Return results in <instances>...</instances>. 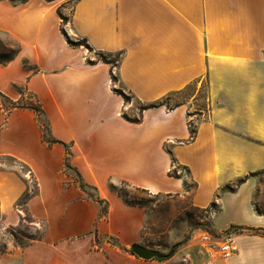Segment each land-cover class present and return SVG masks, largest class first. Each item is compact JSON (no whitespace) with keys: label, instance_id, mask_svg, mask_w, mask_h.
Listing matches in <instances>:
<instances>
[{"label":"crops","instance_id":"0c3cea01","mask_svg":"<svg viewBox=\"0 0 264 264\" xmlns=\"http://www.w3.org/2000/svg\"><path fill=\"white\" fill-rule=\"evenodd\" d=\"M66 1L0 0V33L19 50L0 64V99L34 96L57 141L44 142L34 111L0 100V232L23 224L18 204L27 193V211L45 225L24 248L5 241L0 264H264V213L255 203L264 171V0H79L67 36ZM70 32L92 50L71 46ZM100 53L122 54L119 67ZM203 83L208 115L195 107ZM190 85L197 93L188 101L147 109L138 123L125 118L133 104L116 91L149 105ZM191 120L197 135L185 143ZM8 158L27 173L8 169ZM177 165L196 188L170 175ZM117 184L189 198L211 210L217 237L190 240L168 259L139 258L131 247L144 245L147 212ZM228 234L224 256L214 242Z\"/></svg>","mask_w":264,"mask_h":264},{"label":"rangeland","instance_id":"374dc122","mask_svg":"<svg viewBox=\"0 0 264 264\" xmlns=\"http://www.w3.org/2000/svg\"><path fill=\"white\" fill-rule=\"evenodd\" d=\"M76 3L77 0L66 1L62 13L65 16L70 17ZM70 33L73 40H81L80 37L76 36L72 32ZM15 50V43L9 37L0 33V56L6 55L8 52H13ZM121 58L122 54L120 53L114 54L111 57V59L116 61L120 60ZM114 69L116 70V68ZM117 85L123 88L119 84V80ZM200 89L201 90L199 91V94H197V101H195V107L197 109H205L207 104L205 98L207 93V85L204 86V83L201 84ZM196 91V87L193 86L184 93L174 95L169 103L170 105H175L180 101H188L194 93H197ZM126 94L131 95L130 93ZM0 100L2 103H4L5 107H9L5 100ZM19 102L28 103L30 100H25L23 98ZM130 104H133V107L125 113L130 117L138 116L141 105L134 96L132 97ZM2 161L8 169L21 171L23 174L27 173L26 168L13 159L8 158L3 159ZM175 171H177L180 175H184L191 184L189 174L186 170L177 165ZM73 175L76 177V174L73 173ZM260 179L261 187L257 193L255 203L258 207L264 208V171L261 174ZM29 182L31 189L35 190V182L30 179ZM115 189L125 201L136 203L146 210L147 218L143 229V243L146 247L156 249L167 254L170 253L172 247L176 244H180L176 249L178 250L190 240L194 239L196 242L207 244L210 242L209 240L212 239V235L217 237L214 232L212 215L210 214L211 210H209V213H207L206 211L195 208L191 204L190 199L187 197L156 195L134 189L131 186L125 184H117ZM87 190L93 196L97 194L91 187H89ZM19 208L23 211L25 210L24 202H21ZM44 229L45 225L43 223L37 222L33 218H28V221L25 220L20 227L14 228V230L12 228L7 229L3 233L0 232V250L3 249L5 241L8 239H12L15 244L20 247L19 243L29 242L26 237L36 239L42 237ZM15 236L17 238H15ZM187 238L188 241L183 243L185 240H187ZM224 239L225 237L221 240L215 241L214 247H218V242L223 241Z\"/></svg>","mask_w":264,"mask_h":264},{"label":"trees","instance_id":"16d2710c","mask_svg":"<svg viewBox=\"0 0 264 264\" xmlns=\"http://www.w3.org/2000/svg\"><path fill=\"white\" fill-rule=\"evenodd\" d=\"M11 1L12 3H15V4H20V3H25L29 0H9ZM49 1H52V0H49ZM79 0H77L78 2ZM64 7V5H63ZM59 14H60V17L62 19V25H63V28H62V32L64 35L67 36V32L66 30L64 29V26H66L69 22H70V17H67L65 16L59 9ZM68 38V43L73 46V47H81V46H84L86 48H88L89 50H92V48L90 47V45L87 43V40L85 39H81V40H73L71 39L70 37H67ZM19 53V50L18 48H16L15 51L13 52H8L6 55H3V56H0V64H6L8 63L9 61H11L12 59L15 58V56ZM114 54H105V53H100V56H99V59L101 61H104L110 65H112L113 68H118L119 67V64L121 62V59L116 61V60H113L111 59V57L113 56ZM92 63V62H91ZM27 66V65H26ZM113 81L114 82H117L118 81V77L116 75L113 76ZM194 85H190L189 87H187V89H185L184 91L180 92V93H173V94H169L165 97H163L162 99H160L159 101L155 102V103H152V104H149V105H145L143 103H141L140 101H138L141 105V107L139 108V114L138 116H134V117H130V116H127L125 114V118L128 119L129 121L131 122H134V123H138L141 121L142 119V116H143V112L147 109H151V108H156V107H161V106H167V108L169 109H173L174 107H177L179 105H181L184 101H180L178 103H176L175 105H170V101H171V98L174 96V95H178V94H181V93H184L186 90H188L189 88L193 87ZM117 93L119 95H121L123 98H124V101L125 103H131V100H132V95H128L124 92L123 89L121 88H118L117 90ZM3 100H5L7 103H8V106L10 108V110L12 109H16V108H21V109H30L32 111H34L38 118H39V122L41 124V128H42V131H43V140L45 143H47L49 146H52L53 144L57 143V141L52 137L51 135V130H50V125H49V122L48 120L44 117V111H43V108L40 104V102L38 100L35 99L34 96L32 95H29L28 96V100H30V102L28 103H23V102H14L12 100H10L8 97L4 96V95H1ZM206 101H207V104H206V107L205 109H199L201 111H205L207 113L210 112L211 108L209 106V93H208V86H207V93H206ZM189 129H190V137L189 139L185 142V143H190L192 141L195 140L196 138V135H197V125L191 121H189ZM69 156L67 154V158H66V167L68 169L71 170V167L69 165ZM175 162V161H173ZM261 173L259 174H252V176H256V175H260ZM170 175L172 177H176V178H179L180 177V174H178L177 171L173 170ZM244 182V180H239L238 183L236 184L235 187H238L240 186L242 183ZM82 189L87 192L85 190V187L84 185L81 186ZM185 187L187 190H190V189H193V188H196L197 187V184L196 183H189L188 180H185ZM234 189V186H227L225 188V190H233ZM138 190H141V189H138ZM144 192H147L145 190H142ZM37 192V187L35 190H33V193H36ZM30 193H27L24 198L20 201V203L18 204V206L20 207L21 205V202H24V206H25V217H24V220L28 221V218H32L29 214V212L27 211V208H26V203H27V200L29 199L30 197ZM91 198L94 199V196L93 195H89ZM98 201V203L102 206L103 205V201H101L99 198L96 199ZM128 204L130 205H138L136 203H131V202H128L126 201ZM257 207V211L261 214L264 213V208L262 207ZM213 208L217 209V206L216 205H213ZM23 211V210H22ZM101 211H102V215L107 213V206L104 205V207L102 206L101 208ZM14 230V228H12ZM15 238H17L15 236ZM29 242L27 243H19L20 247L24 248L28 245H30L34 240H37V239H40L41 237L39 238H31V237H26ZM188 241V238L187 240H185L183 243H186ZM180 244H176L172 247L171 251L174 250V253H175V250L179 247ZM170 251V252H171ZM133 253V252H132ZM134 254V253H133ZM169 254V253H167ZM174 255V254H173Z\"/></svg>","mask_w":264,"mask_h":264},{"label":"water","instance_id":"95a60500","mask_svg":"<svg viewBox=\"0 0 264 264\" xmlns=\"http://www.w3.org/2000/svg\"><path fill=\"white\" fill-rule=\"evenodd\" d=\"M131 249L136 256L144 260H164L172 257L174 254V250H172L169 254H165L159 250L151 249L139 243L133 244Z\"/></svg>","mask_w":264,"mask_h":264},{"label":"built area","instance_id":"2783aa9c","mask_svg":"<svg viewBox=\"0 0 264 264\" xmlns=\"http://www.w3.org/2000/svg\"><path fill=\"white\" fill-rule=\"evenodd\" d=\"M232 243H233V236L231 234H228L225 236V239L223 241L218 242L219 252L221 255L229 256L232 253Z\"/></svg>","mask_w":264,"mask_h":264}]
</instances>
